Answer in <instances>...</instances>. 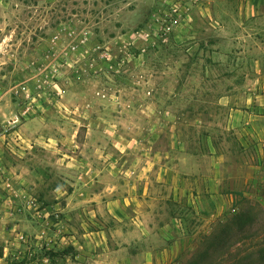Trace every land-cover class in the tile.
Here are the masks:
<instances>
[{"label":"rangeland","instance_id":"obj_1","mask_svg":"<svg viewBox=\"0 0 264 264\" xmlns=\"http://www.w3.org/2000/svg\"><path fill=\"white\" fill-rule=\"evenodd\" d=\"M207 1L153 45L139 32L152 31L159 0H0V62L39 37L59 34L66 45L87 33V44L68 56L69 70L54 72V94L95 97L118 115L175 112L189 171L219 174L221 167L213 221L192 218L194 247L178 264H244L247 255L249 264H264L256 256L264 247V2ZM99 43L110 47L111 61L84 52ZM1 219L0 228L16 221ZM13 228L0 229V264H58L60 251L20 239Z\"/></svg>","mask_w":264,"mask_h":264},{"label":"crops","instance_id":"obj_2","mask_svg":"<svg viewBox=\"0 0 264 264\" xmlns=\"http://www.w3.org/2000/svg\"><path fill=\"white\" fill-rule=\"evenodd\" d=\"M52 37L0 62V215L16 220L1 231L60 251L58 264L180 263L194 247L192 218L213 221L221 167L189 171L175 112L118 115L95 97L54 94L55 65L68 67L54 62ZM7 184L20 192L14 207Z\"/></svg>","mask_w":264,"mask_h":264},{"label":"built area","instance_id":"obj_3","mask_svg":"<svg viewBox=\"0 0 264 264\" xmlns=\"http://www.w3.org/2000/svg\"><path fill=\"white\" fill-rule=\"evenodd\" d=\"M159 2L158 7H156L152 13V25L149 26L150 29L152 28V31L142 30L139 32L142 38L148 39L153 45L159 41H167L182 24L189 22L192 9L200 8L206 10L209 5L207 0H159ZM52 38V48L54 50L53 60L54 62H58V57H60L61 60L65 58L64 62L58 63L67 66L68 70L71 67L68 61V56L71 53L78 52L79 48L86 45V41L90 39L89 35L85 33L77 43H69L65 45L62 43L59 34H54ZM61 47L63 48V53H61ZM86 49L84 52L86 51L87 54L92 52L102 60L111 61L113 58L110 47H103L100 43L94 47H90V50ZM55 56L57 57L56 59ZM59 66L55 65V72L59 71ZM23 89L26 90L25 87H23ZM5 191L6 205L9 207L16 206V201L20 198L19 190L11 184H7Z\"/></svg>","mask_w":264,"mask_h":264},{"label":"trees","instance_id":"obj_4","mask_svg":"<svg viewBox=\"0 0 264 264\" xmlns=\"http://www.w3.org/2000/svg\"><path fill=\"white\" fill-rule=\"evenodd\" d=\"M235 219H236V217H235ZM239 217H237V221H238V223H239ZM256 256H258V257H260V259H263L264 258V247H262L261 249H258L257 250V253H256ZM248 259H249V255H247V256H245L244 258H243V262H244V264H249V262H247L248 261ZM264 260V259H263ZM256 263H259V261L257 260V261H253V262H250V264H256Z\"/></svg>","mask_w":264,"mask_h":264}]
</instances>
